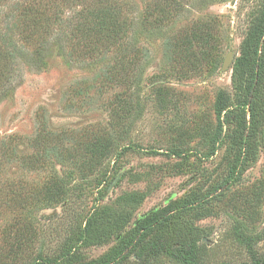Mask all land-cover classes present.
Listing matches in <instances>:
<instances>
[{
    "label": "rangeland",
    "instance_id": "1",
    "mask_svg": "<svg viewBox=\"0 0 264 264\" xmlns=\"http://www.w3.org/2000/svg\"><path fill=\"white\" fill-rule=\"evenodd\" d=\"M130 1L139 18L144 5ZM201 1L186 0L173 23L137 36L145 56L133 66L139 86L132 102L125 87L96 78L101 65L68 67L58 57L39 72L21 65L11 96L0 100V264L101 261L115 254L150 212L169 208L149 238L192 236L200 264H251L264 256V127L253 139L254 157L242 155L243 164L234 168L241 123L234 107L239 96L246 97L247 70L232 82L243 44L253 27L263 26L264 0H206L205 6ZM194 22L210 28L217 59L199 72H185L166 60L163 43ZM229 53L231 63L221 71ZM102 65L112 67V56ZM253 93L255 117L264 111V92L258 98ZM138 94L140 107L134 102ZM220 99L228 101L229 117L219 114ZM245 121L248 125V108ZM102 133L114 145L105 161L48 157L43 168L27 166L41 153L35 147L41 139L49 145L63 139L72 150L81 135L91 139ZM52 180L64 189L54 200L40 192L20 211L6 209L11 193L40 190ZM103 217L105 242H79L86 221L94 218L97 224ZM121 259V264H177L163 256L138 260L130 249Z\"/></svg>",
    "mask_w": 264,
    "mask_h": 264
},
{
    "label": "trees",
    "instance_id": "2",
    "mask_svg": "<svg viewBox=\"0 0 264 264\" xmlns=\"http://www.w3.org/2000/svg\"><path fill=\"white\" fill-rule=\"evenodd\" d=\"M138 1L144 5L139 18L136 17V5L130 0H0V100L11 96L14 82L21 77L22 64L39 72L47 67L52 57H58L68 67L72 63L93 68L101 65V72L96 78L101 77V82L107 86L125 87L127 92L132 93L129 97L132 102L134 90L137 92L139 86L138 78L133 77L136 70L133 66L145 56L137 36L142 32H156L162 26L173 23L185 9L186 0ZM206 2L203 0L200 5L205 6ZM207 27L194 22L171 38H166L167 41L163 43L166 60L179 64L185 72H199L209 62L216 61L215 37ZM253 28L252 37L250 34L243 44L242 57L237 60L232 72V82L246 70L249 76L243 86L246 97L242 100L239 96L237 107H234L241 115L239 138L235 141L239 158L233 165L237 169L243 164L244 159L240 160L242 155L254 157L258 145L253 139L262 133L264 127L263 109L254 117L255 101L249 102L250 93L254 92L253 96L258 98L260 91L264 92V22L262 27ZM100 44L102 52H97ZM107 54L112 56V67L102 65ZM128 69L133 70L131 75ZM255 81L257 87L254 89ZM117 96H114V101ZM134 100L140 107L143 100L139 94ZM220 100L219 114L224 112L223 115L229 117V111H225L230 107L228 101ZM261 105L264 106V100ZM247 108L250 111L248 125L245 121ZM110 111L116 115L112 107ZM49 143L44 139L35 143L41 153L34 156L27 166L43 168L48 157L67 163H99L105 161L114 148L108 133L101 136L94 134L91 139L81 135L75 140L76 146L72 150L64 147L63 139H59V142L57 139L55 144ZM116 154H119L118 151ZM31 188L11 193V204L6 203V209L20 211L31 196H38L40 192L44 193L43 198L50 200L64 192L62 185L53 180L51 186L46 185L40 190ZM169 209L150 212L115 254L101 261L82 264H121V258L128 249L138 260L163 256L177 264H200V249L192 236L149 238L162 225L168 212L172 211V208ZM94 221V218H89L80 232L79 242L85 246L105 242L107 217L101 218L97 224ZM251 264H264V256L254 258Z\"/></svg>",
    "mask_w": 264,
    "mask_h": 264
},
{
    "label": "water",
    "instance_id": "3",
    "mask_svg": "<svg viewBox=\"0 0 264 264\" xmlns=\"http://www.w3.org/2000/svg\"><path fill=\"white\" fill-rule=\"evenodd\" d=\"M231 60H232V54L229 53V54L226 55V57H225V59L223 61L221 71H225L229 67V65L231 63Z\"/></svg>",
    "mask_w": 264,
    "mask_h": 264
}]
</instances>
